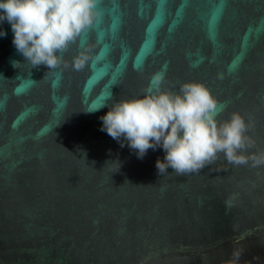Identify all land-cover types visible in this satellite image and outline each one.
Instances as JSON below:
<instances>
[{
  "label": "water",
  "instance_id": "obj_1",
  "mask_svg": "<svg viewBox=\"0 0 264 264\" xmlns=\"http://www.w3.org/2000/svg\"><path fill=\"white\" fill-rule=\"evenodd\" d=\"M98 7L81 39L99 61L62 75L14 68L27 62L0 22V264H223L233 249H243L240 264H264V166L234 167L221 154L198 174L160 176L162 148L139 159L100 120L110 94L140 95L163 71L177 87L204 83L225 106L219 119L239 112L253 125L252 151L264 149V0Z\"/></svg>",
  "mask_w": 264,
  "mask_h": 264
},
{
  "label": "clouds",
  "instance_id": "obj_2",
  "mask_svg": "<svg viewBox=\"0 0 264 264\" xmlns=\"http://www.w3.org/2000/svg\"><path fill=\"white\" fill-rule=\"evenodd\" d=\"M99 3L100 0H0V22L10 24L12 44L27 62L14 60L12 66L20 69L19 65H29L30 77V69L41 65L48 69L45 76L53 70L62 75L69 68L79 72L90 61H99L96 45L81 39L96 25L101 15ZM6 35L0 30V37ZM72 45L77 46V51L69 60L65 54ZM217 78L223 79V74ZM141 92L119 101L110 94L111 103H106L109 110L100 117L101 131L120 142L121 147L126 141L139 159L149 149L162 148L164 158L155 162L158 175L168 173V168L175 176L198 174L219 160L221 154L234 167L264 166V149L252 151L256 142L249 135L251 121L236 111L227 119H219L225 106L204 83L185 81L177 87L166 83L165 72L157 71ZM113 162L119 169V162ZM225 204L231 207V198ZM242 253L243 249H233L223 264H240Z\"/></svg>",
  "mask_w": 264,
  "mask_h": 264
}]
</instances>
